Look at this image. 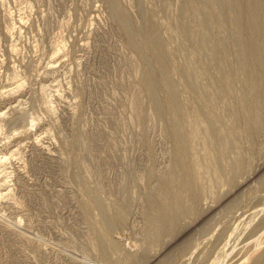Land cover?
Segmentation results:
<instances>
[{
    "label": "rangeland",
    "instance_id": "374dc122",
    "mask_svg": "<svg viewBox=\"0 0 264 264\" xmlns=\"http://www.w3.org/2000/svg\"><path fill=\"white\" fill-rule=\"evenodd\" d=\"M224 1L0 0V264H210L233 227L242 253L264 237V96L247 90L264 74L242 70L246 13ZM168 202L184 216L155 237Z\"/></svg>",
    "mask_w": 264,
    "mask_h": 264
},
{
    "label": "bare ground",
    "instance_id": "6f19581e",
    "mask_svg": "<svg viewBox=\"0 0 264 264\" xmlns=\"http://www.w3.org/2000/svg\"><path fill=\"white\" fill-rule=\"evenodd\" d=\"M224 1V0H223ZM235 0H228V1H226V3H228L229 4V6L233 9V11H234V13H235V18H236V20H241L242 19V14H243V12L245 11V13H246V16H245V25H246V30H248V33L249 34H247V39L248 40H246L247 42H244L245 44H243L244 46L241 48V50H240V52L241 53H243V54H250V55H248V56H250L249 58H250V62L252 63L253 62V65H252V67H251V69H249V68H247L246 67V69L245 68H242V70L244 69L245 71H244V73H246V74H248V75H252V74H256V75H259V74H264V64H262V62H261V54L264 52V40H263V34H264V3H262V4H259V2H258V0H244L243 2H237V1H235ZM225 2V1H224ZM232 2H234V5H231V3ZM223 3V2H222ZM224 4V3H223ZM224 5H226L227 6V4H224ZM223 6V5H222ZM214 7V6H213ZM225 7V6H224ZM227 8V7H226ZM231 8H230V10H231ZM227 10V9H226ZM229 10V12H231ZM114 11V10H113ZM212 11V10H211ZM228 11V10H227ZM226 11V12H227ZM232 11V12H233ZM225 12V11H224ZM113 13V12H112ZM120 13V12H119ZM205 14H207V12H205ZM230 14V13H229ZM231 14H233V13H231ZM117 15V14H116ZM210 15V14H209ZM213 15V14H212ZM211 15V16H212ZM226 16V15H225ZM225 16H223V17H225ZM228 16V15H227ZM207 17V16H206ZM222 17V18H223ZM230 17V16H229ZM228 17V18H229ZM204 18H205V16H204ZM209 18V17H208ZM217 18V17H216ZM221 18V19H222ZM231 18V17H230ZM233 18V17H232ZM231 18V19H232ZM188 19V18H187ZM207 19V18H206ZM210 19V18H209ZM208 19V20H209ZM213 19V18H212ZM225 19V18H224ZM205 20V19H204ZM218 20V19H217ZM216 20V21H217ZM232 20H234V19H232ZM187 21V20H186ZM211 21V19L209 20V21H207V22H210ZM220 21H222V20H220ZM213 22H214V20H213ZM225 22V21H224ZM234 22V21H233ZM232 23V22H231ZM190 24V23H189ZM204 24H210V23H206V20H205V23ZM219 24V23H218ZM217 24V25H218ZM223 24V23H222ZM212 25H213V23H212ZM224 25V24H223ZM226 25V24H225ZM183 26H184V24H183ZM208 27H209V25H208ZM208 27H206V28H208ZM202 28V27H201ZM207 30H209V29H207ZM221 30V29H220ZM222 31V30H221ZM242 31V30H241ZM227 32V31H226ZM127 34H128V32H126ZM145 33V32H144ZM129 34H131V33H129ZM128 34V35H129ZM138 34V33H137ZM184 34V33H183ZM197 34V33H196ZM240 34V33H239ZM195 35V34H194ZM200 35H203V34H200ZM137 37H139V36H137ZM190 37V36H189ZM203 37V36H202ZM238 37H239V35H238ZM243 37V36H242ZM131 38V37H130ZM133 38V37H132ZM145 39V47H146V50L147 49H152L153 47H155L156 45H157V43H158V37L156 36V34L153 32V31H148L146 34H145V37H144ZM204 38V37H203ZM142 39V38H141ZM246 39V38H245ZM244 39V40H245ZM261 39V40H260ZM197 40H200V38L199 39H197ZM132 41V40H131ZM241 41V40H240ZM257 41H258V43H259V47H258V49L257 50H254V51H250L249 50V47H251L252 45H253V43H257ZM143 42V43H144ZM200 42V41H199ZM252 44V45H251ZM144 45V44H143ZM258 44H256V46H257ZM254 46V45H253ZM138 47V46H137ZM144 47V48H145ZM160 47V46H159ZM221 49V48H220ZM160 50V49H159ZM162 50V49H161ZM164 52V51H163ZM198 53V52H197ZM214 53V52H213ZM218 53V52H217ZM216 53V54H217ZM237 53V52H236ZM240 54V53H239ZM238 54V56H241V55H239ZM153 55H154V61H155V64L158 66L157 68H161V67H163V65H164V55H163V53L161 52V51H154L153 52ZM245 56V55H244ZM242 58H243V56H242ZM246 63V62H245ZM242 64V63H241ZM166 65V64H165ZM242 65H244V64H242ZM245 66V65H244ZM247 66V65H246ZM193 67V66H192ZM202 71V70H201ZM219 71V70H218ZM225 72V71H224ZM220 73V72H219ZM198 74V73H197ZM199 74H201V72H199ZM224 75V74H223ZM198 76V75H197ZM201 77V76H200ZM198 78V77H197ZM224 78V77H223ZM202 79V78H201ZM226 79V78H225ZM146 80H148V79H146ZM144 81V80H143ZM149 82H150V80H148ZM147 83V82H144L143 83V85H142V87L146 90V91H148V92H150V93H152V91H154L155 90V85L153 86V84L152 83ZM227 85V84H226ZM230 85V84H229ZM160 87V86H159ZM167 87V86H166ZM168 87H169V85H168ZM262 88H263V86H262ZM262 88H261V85L259 84H255V83H253L251 86H249V88L247 89L248 90V93H252V94H257V95H259L260 93L264 96V94L262 93V92H264L263 90H262ZM169 89V88H168ZM171 89V88H170ZM162 92V91H161ZM242 92V91H241ZM245 92L246 91H244V96H245V98H246V95H245ZM259 93V94H258ZM152 94H154V93H152ZM233 96V95H232ZM236 96V95H235ZM234 96V97H235ZM241 96H243V95H241ZM240 96V97H241ZM252 96V95H251ZM261 96V95H260ZM228 97V96H227ZM173 98V97H172ZM233 98V97H232ZM244 97H243V99H245ZM239 99H241V98H239ZM247 99H248V97H247ZM262 99V98H261ZM246 100V99H245ZM251 100V99H250ZM250 100H248V102L250 101ZM175 100L173 99V101L172 100H170V101H168V103L166 104V106H167V108H168V111H175L176 110V108L177 107H175V105H174V102ZM205 101V100H204ZM236 101H238V100H236ZM255 101V100H254ZM257 101V100H256ZM210 103V102H209ZM242 103V102H241ZM244 103V102H243ZM250 104H252V101L251 102H249ZM254 103V107H253V109H254V111L252 110V112H254L253 113V115H252V118H251V120H250V122H249V124H250V130H255V128L257 127V125H258V127H259V124L261 125V122H262V119H263V117H264V99H262V100H259V102H253ZM206 104V103H205ZM239 104V103H238ZM244 105V104H243ZM246 105V104H245ZM244 105V106H245ZM241 106H242V104H241ZM251 106H253V105H251ZM165 108V107H164ZM247 108V107H246ZM249 109L251 108V107H248ZM238 110V109H237ZM239 112V111H238ZM169 113V112H168ZM175 113H177V112H175ZM174 113V114H175ZM183 115V114H182ZM250 115V114H249ZM168 116V115H167ZM184 116V115H183ZM251 116V115H250ZM196 117V116H195ZM200 117V116H199ZM170 118V117H169ZM169 118H167V119H169ZM171 118H172V116H171ZM197 118H198V116H197ZM216 120V119H215ZM173 121H175V120H173ZM183 121V120H182ZM31 123V122H30ZM34 123V122H33ZM172 123V122H171ZM176 124H178V122H176ZM176 124H174L175 125V127H177L176 126ZM219 124V123H218ZM264 124V123H263ZM173 125V126H174ZM179 125V124H178ZM220 125V124H219ZM221 127V126H220ZM172 128H174V127H172ZM181 128V127H180ZM169 129V128H168ZM179 129V128H178ZM170 130H173V129H169V131ZM175 130V129H174ZM182 130V129H181ZM249 130V131H250ZM176 131H177V128H176ZM175 131V132H176ZM179 132H181L180 130H178ZM207 131V130H206ZM214 131H216V130H214ZM178 132V133H179ZM213 132V131H212ZM184 133V132H183ZM208 133H209V131H208ZM219 133H221V132H219ZM176 135L175 136H177V132L175 133ZM180 134V133H179ZM210 134V133H209ZM212 134V136H213V133H211ZM216 134V133H215ZM220 135V134H219ZM218 135V136H219ZM179 138V137H178ZM186 138V137H185ZM185 142V141H184ZM192 143H193V141H192ZM179 146V145H178ZM224 149H225V147H223ZM222 148V149H223ZM223 149V151H225ZM232 149V148H231ZM222 151V152H223ZM180 152H182V151H180ZM186 152V151H185ZM183 153V152H182ZM179 154V153H178ZM185 154V153H184ZM224 154V153H223ZM15 155V154H14ZM181 155V154H180ZM189 155V154H188ZM213 155V154H212ZM224 156V155H223ZM189 157V156H188ZM178 158V157H177ZM179 158H181V157H179ZM185 158V157H184ZM187 159V158H186ZM183 160H185V159H183ZM193 160V159H192ZM9 161V158H8V156L6 155V156H4V155H0V167H2V166H4V164L5 163H7ZM187 161H188V159H187ZM187 161H186V163H187ZM182 163H183V161H182ZM189 163V162H188ZM188 163H187V165H188ZM191 164H193V162L191 163ZM190 164V165H191ZM179 165V164H178ZM182 166V165H181ZM200 166V165H199ZM184 167H185V165H184ZM182 168V169H180V171H179V173L183 176V177H187L188 176V168ZM187 167V166H186ZM177 168V167H176ZM193 168H195V167H193ZM199 168V167H198ZM196 169V168H195ZM202 169V168H201ZM195 171V170H194ZM199 171V170H198ZM201 171V170H200ZM174 172V171H173ZM197 172V171H196ZM175 173V172H174ZM176 173H177V171H176ZM176 173H175V175H176ZM201 173V172H200ZM178 174V173H177ZM190 175V174H189ZM201 175V174H200ZM181 179V178H180ZM179 179V180H180ZM185 179H187V178H185ZM192 179V178H191ZM4 180V179H3ZM187 180H189V178L187 179ZM192 181V180H191ZM177 182V181H176ZM179 182V181H178ZM188 182V181H187ZM203 182V181H202ZM170 184H171V182H169ZM223 183V182H222ZM5 184H6V182H5ZM168 184V183H167ZM170 184H168V185H166V187H163V190H162V195L164 194L165 196H166V198H167V196H169V197H171L172 198V196H173V188H171V186L172 185H170ZM174 184V183H173ZM182 185V184H181ZM191 185H192V183H191ZM196 185V184H195ZM201 185V184H200ZM176 186V185H175ZM188 186V185H187ZM1 187V186H0ZM201 187V186H200ZM181 188V187H180ZM196 188V187H195ZM194 188V189H195ZM186 189V188H185ZM190 189V188H189ZM197 189V188H196ZM200 189V188H199ZM180 191V190H179ZM187 191V190H186ZM186 191H184V192H186ZM191 191H192V189H191ZM196 191V190H195ZM194 192V191H193ZM198 194V193H197ZM6 196H7V193L5 194ZM163 195V196H164ZM2 196H4V194L2 195L1 194V196L0 197H2ZM5 196V197H6ZM168 197V198H169ZM165 198V199H166ZM167 198V200H169ZM174 199V198H173ZM173 199H171V200H173ZM166 201V200H165ZM164 201V202H165ZM176 201V200H175ZM177 201H178V199H177ZM171 202V201H170ZM170 202H168V203H164V204H161L160 206H162L164 209H166V208H169L170 206H171V204H170ZM181 203V202H180ZM179 202H176V203H173L172 202V207H170L168 210V212H169V215L170 216H165V217H163V216H161V217H159V215H158V217H157V215H156V220H155V222H156V225L154 226V232H153V236H155V237H157V236H160V235H162V233H164V228L166 227V226H168V225H172L176 220L178 221V219L180 218V217H182V216H184V215H182V214H184L183 212H184V207H182V203L180 204ZM170 205V206H169ZM186 207V206H185ZM161 208V207H160ZM162 210V209H161ZM257 211V210H256ZM261 212H258V213H264V211L263 210H260ZM187 212V211H186ZM157 213V212H156ZM163 213V212H162ZM161 213V214H162ZM239 213H241V212H239ZM167 214V213H166ZM255 214V216H256V214L257 213H254ZM168 215V214H167ZM155 217V216H154ZM239 218V217H238ZM253 218V217H252ZM249 220V219H248ZM152 222V221H151ZM239 222V221H238ZM251 222H253V221H251ZM153 223V222H152ZM261 223H263V221L261 222ZM250 225V224H249ZM261 225V224H260ZM241 225L239 224V225H237V226H235V227H233L232 228V230H231V232H229V235H228V237H227V241L222 245L223 247H221L220 248V250H219V252L218 253H215V255L212 257V260H210L211 262H209L210 264H264V237L262 238V236L260 235L259 236V238H255V242H253V244H250V246L252 245L253 246V249L252 250H249V251H247V252H245V253H242L243 252V250L241 251V250H236L238 247V244H237V242H240L239 240V238H242L243 237V239H242V241L244 240V241H246L250 236H252L251 235V232L249 233L250 235H245L246 234V232H247V227H246V225H245V227L244 228H242V226L240 227ZM264 226V225H263ZM239 228H240V231H239ZM264 235V234H263ZM258 236V235H257ZM237 245H236V244ZM242 243V242H241ZM244 244V243H243ZM242 244V245H243ZM236 245V246H235ZM246 246V245H245ZM248 246V245H247ZM237 247V248H236ZM240 249V248H239ZM248 249V248H247ZM263 249V250H262ZM235 251H236V253H235ZM259 251H262V252H259Z\"/></svg>",
    "mask_w": 264,
    "mask_h": 264
}]
</instances>
